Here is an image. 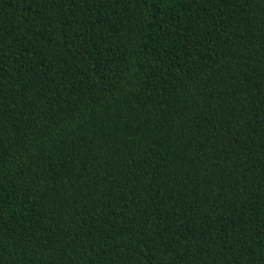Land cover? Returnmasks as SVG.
Listing matches in <instances>:
<instances>
[{
  "label": "trees",
  "instance_id": "obj_1",
  "mask_svg": "<svg viewBox=\"0 0 264 264\" xmlns=\"http://www.w3.org/2000/svg\"><path fill=\"white\" fill-rule=\"evenodd\" d=\"M0 264H264V0H0Z\"/></svg>",
  "mask_w": 264,
  "mask_h": 264
}]
</instances>
